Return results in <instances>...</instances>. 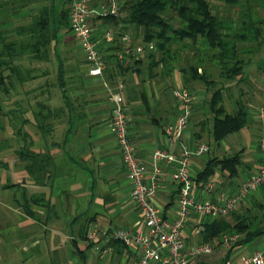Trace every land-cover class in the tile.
<instances>
[{"label": "crops", "instance_id": "1", "mask_svg": "<svg viewBox=\"0 0 264 264\" xmlns=\"http://www.w3.org/2000/svg\"><path fill=\"white\" fill-rule=\"evenodd\" d=\"M99 21L94 24L98 26ZM12 24L6 23L5 27H12ZM14 36L11 34L10 37ZM66 44L60 40L51 48V54L58 55L52 56L53 60L49 56L42 61L27 58L14 62L22 69H32L34 77L19 82L11 75L0 83V167L8 169L10 175L4 180L0 171V190H10L6 198L12 202V210L16 213L13 219L8 215L14 224V244H25L26 250L33 249L30 264H136L141 251L139 246L124 245L106 236L96 240L85 236L86 230L93 225L101 229L124 227L133 231L143 226L130 195V182L115 138L109 129V90L116 82H122L132 145L146 165L147 175L152 172L154 148L179 151L181 144L192 149L202 141L208 143L205 138L212 135L211 120L204 107L207 92L202 86L189 88L193 96L189 122L193 120V126L184 128L180 142L171 143L163 128L175 120L181 104L173 95H167L166 82L172 86L171 94L175 88L184 86L178 67L173 66L162 78H154L147 75L143 61H137L141 57L121 64L108 57L104 71L106 83H103L100 77L88 75L83 55L82 58L75 56L78 54ZM57 60L63 64L65 73L63 81L57 83L54 80L53 84L49 70L56 67ZM118 66L122 67L118 69ZM243 70V77L252 82L255 94L246 104L249 125L262 135L264 47ZM6 74L8 72L4 71ZM243 80L235 78L224 82L223 87L234 86L230 95H234L235 104L241 100L238 97L242 91L238 86ZM40 111L44 117L38 118ZM240 129L221 139L231 144L227 153L218 148L217 155L211 157L221 160L235 156L232 168L218 163L206 180L195 184L200 200H218L220 192H235L237 186L257 170L261 153L253 161H243V156L248 153L243 147L245 132H239ZM4 139H7L6 144L2 142ZM237 142L241 143V148ZM25 149L40 154L36 163L30 156L24 157ZM208 160L204 162L200 156H192L191 174L201 172ZM171 166L161 164L162 170L157 176L160 187L155 196L156 205L167 213L175 207L178 189L171 177ZM244 170L248 171L244 173ZM210 182L213 187L207 190ZM235 216H247L251 228L264 229V185L240 199ZM211 219L206 217L203 222ZM197 227L196 218L187 222L184 227L186 244L198 243ZM254 238L255 247L250 251L239 250L244 243L225 249L213 242L216 246L212 254L200 256L190 264H217L221 260L224 264H236L264 248V231ZM107 247L111 250L100 255V249ZM12 255H6L7 264H19L20 259L16 255L12 258ZM50 256L53 259L56 256L59 261L47 263Z\"/></svg>", "mask_w": 264, "mask_h": 264}, {"label": "trees", "instance_id": "2", "mask_svg": "<svg viewBox=\"0 0 264 264\" xmlns=\"http://www.w3.org/2000/svg\"><path fill=\"white\" fill-rule=\"evenodd\" d=\"M37 1L0 0V83H4V78L11 75L19 82L34 77L32 69H22L14 63L17 60L28 58L42 61L47 60L49 56L58 57L57 53L51 54V48L57 44L63 28L69 26V7L68 10H62L64 4L58 7L52 0H44L38 6V3H35ZM222 1L230 4L237 2ZM66 2L68 5V0ZM261 3L264 4V0ZM35 6L36 12L31 13ZM242 6L237 19L220 15L212 0H125L121 7L126 9V20L133 25L135 34L140 36L142 41H154L156 49L162 54L159 60L163 63L171 58L170 47L174 43L182 42V46L201 45L202 49L198 50L204 52L197 58L198 62L179 69L185 87L193 88L191 81L203 82L207 87L215 86L210 98L206 100L211 120L210 131L215 141H220L227 134L237 131L247 122L248 110L245 103H241L233 113L225 110L221 87L225 81L244 79V65L251 60L258 46L264 41V20L254 14L253 4L249 3V0H244ZM104 18H110L114 22L116 19ZM11 22L12 27H5L6 23ZM11 34L16 36L11 38ZM206 61L208 64H217L219 85L207 76L204 64ZM153 64L156 62H150L149 66ZM121 67L118 66V69ZM172 67L167 69L168 72ZM52 69L56 75L52 83L63 81V64L57 60L56 67L51 68L49 73ZM5 70H8L6 75ZM37 117H44L43 112L40 111ZM22 153L24 157L30 156L35 163L40 156L28 149ZM235 159V156L221 160L209 159L203 170L195 175V184L206 180L218 163L232 168ZM250 223L249 217L235 216L234 210L226 216L202 222L198 242H208L214 247L215 244H221L224 234H238V239L231 247L246 243L264 231L262 228H251ZM87 234L86 230V237ZM217 264H224V260Z\"/></svg>", "mask_w": 264, "mask_h": 264}, {"label": "built area", "instance_id": "3", "mask_svg": "<svg viewBox=\"0 0 264 264\" xmlns=\"http://www.w3.org/2000/svg\"><path fill=\"white\" fill-rule=\"evenodd\" d=\"M68 24L80 45L87 73L100 77L105 82L104 71L108 57L116 63H124L130 59H138L144 53L152 52L154 41L134 39L130 33L118 28L100 29L94 21L104 17H118L121 14L120 0H68ZM105 46V49H102ZM173 97L181 104L175 120L166 124L163 133L171 143L180 142L192 112V92L185 86L177 87ZM111 111L109 129L115 138L120 159L124 165L127 179L130 182L131 198L138 210L139 222L143 226L137 231L131 228L115 227L101 229L93 225L88 231V238L96 240L106 236L124 245L140 247L136 264H190L194 259L212 254L214 247L208 242L186 244L184 227L191 218H196L199 232L203 219L226 216L233 212L240 199L248 193L264 185V134L258 141L261 153L259 166L250 173L233 193L220 192L218 200H200L195 191V175L190 172V159L208 151L207 142H200L189 149L181 144L179 151L165 147H156L152 151V172L147 175L146 165L139 159L129 132V118L123 97V84L118 81L109 90ZM260 113V112H259ZM258 113V114H259ZM161 164L172 165L171 177L177 183L176 204L172 212H164L155 203L159 190L158 175ZM213 183L207 184V190ZM221 246L230 248L238 239V234H224ZM111 248L100 249V255ZM228 264V263H227ZM236 264H264V248L257 249Z\"/></svg>", "mask_w": 264, "mask_h": 264}, {"label": "rangeland", "instance_id": "4", "mask_svg": "<svg viewBox=\"0 0 264 264\" xmlns=\"http://www.w3.org/2000/svg\"><path fill=\"white\" fill-rule=\"evenodd\" d=\"M52 1L58 7H60L62 4H64L62 6V10L63 9L68 10V5H67L66 0H52ZM124 1L125 0H120V2H122V5H123ZM43 2H44V0H38L35 3L36 4L38 3V6H39ZM261 2H262V0H249V3L253 4L252 7H253L254 14L258 18L264 20V4H262ZM212 3L214 4V7L218 10L219 14L222 15L223 17L230 16L232 19H237V15H238L240 9L243 7L242 5L244 4V0H237V2H235L233 4L225 3L222 0H212ZM34 8L35 9H33L31 13L36 12L37 6H35ZM126 19H127V11H126V9H121V14L118 17H116L115 22H114V20H112L110 18H102V20H100L98 22V26L100 29L118 28L121 31H126V32L130 33L134 39L141 40V37L135 34L133 25L130 22H128ZM235 27H236V24H235ZM60 40L63 43H67L66 45L70 46L71 51L74 50V52L76 54H78L75 56L82 58L81 57L82 51H81L80 45L78 43V40L75 37V35L73 34V32L70 30L68 25L63 28V31H62L60 37L58 38V41H60ZM200 46L201 45H199V44L193 45V46L192 45L182 46V42L174 43L170 47V53L171 54L169 57H171V58H169L168 62H166V63H163V61L159 60L161 58L162 54L155 47V49L152 52H148L146 54L144 53V55L141 56L140 61H143L144 68H146V70H147V75L149 73V75L151 74L154 78H162L164 74L168 73L167 69L171 66H175L178 68L179 67L187 68L189 64L197 63L198 62L197 58L199 56H201L202 53L204 52V51L201 52V50L200 51L198 50V49H202V47H200ZM262 47H264V41H262L261 44L258 46V48L256 49L255 53L253 54L251 60L253 58H256V56L260 55V50ZM53 59L54 58L52 57V60ZM152 61L156 62V64H153L150 67L149 63ZM204 64L206 66L205 70H206L207 76L209 78L214 79L216 81V83H218V85H219L220 78L218 76L219 69L217 67V64H215L214 62L208 64L207 61L204 62ZM139 69L141 70V68H139ZM54 71L55 70L52 69V71L50 72V77H52V79H54L56 76ZM5 72L7 73L8 70H5ZM245 80L246 79H244L243 83H240L238 86V88H240V91H242V93L240 94V97H238V98H240L243 103L247 104L248 102H251L254 99L255 94L253 93V88L251 85L252 82L249 79L247 81H245ZM191 83H193V85L202 86L206 90V92H207L206 99L207 100L210 98L211 93H212L213 89L215 88V86L212 87V85H209L207 87L203 82H199V81H191ZM221 88H222L221 89L222 103L224 105L225 110L227 112H231V113L235 112L237 110V108L239 107L241 100H240V102L238 100L239 104L238 103L235 104V99L233 98L234 95H230L232 90H234V86H227V87L222 86ZM171 91H172V86L167 81L166 82L167 95L172 96ZM171 96H170V98H172V100L175 102V100ZM204 107H205V111L208 112L207 104H205ZM249 115H248L247 124L244 125V127H242L239 131L241 133L245 132L244 138H243V147L245 148V151L248 154L243 156L244 162L248 161V160L253 161L254 158L257 157L258 153L260 152L259 148H258V141H259V138L261 137V134H259L256 129L254 130V127H251L249 125V122H250ZM187 124L188 125H186V126H188V127L193 126V120L190 122L188 121ZM205 139H207V141H208L209 149L207 152L200 155V157L202 158V160L204 162L206 160H208L209 158L217 155L218 148H220L223 151V153H227V151H229V149L231 147V144L227 140L225 141V143L223 140L216 142L211 136L210 137L207 136V138H205ZM2 142H4L3 144H6L7 139H4ZM237 145L240 148L242 147V146H240L241 143L239 144L237 142ZM234 147H236V146H234ZM247 157H249V158H247ZM0 171H1V178H3L4 180L9 178L10 175H9L8 169H5V168L2 169V167H0ZM246 171H248V170H244V173H246ZM242 172H243V170H242ZM9 191H10L9 189L0 190V264H7L9 262V260H6V255L9 253H12L14 256L16 255L18 257V259H20L18 261L19 264H30L31 260L33 258V249L29 248L28 250H26V246H23L25 244H21V243L20 244H14L15 243L13 240L14 236L12 233L14 224H13V220H10V219H13L16 216V213L12 210V207H11L12 202L8 201V199L6 198L7 193H10ZM8 215L10 216V219H9ZM255 242H256V238H254V240H251V241L244 243L242 246L239 247V250L250 251L251 249H253V247H255V245H254ZM13 255H12V258H14ZM54 257H55V259H53V256L51 257V259L48 258L47 263H52V261H53V263L55 261L57 263L59 260L58 259L56 260V256H54Z\"/></svg>", "mask_w": 264, "mask_h": 264}]
</instances>
